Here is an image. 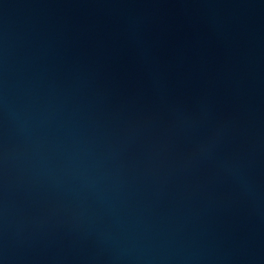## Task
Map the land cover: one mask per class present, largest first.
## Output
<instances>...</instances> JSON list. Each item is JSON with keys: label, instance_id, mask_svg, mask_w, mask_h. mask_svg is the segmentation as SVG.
Here are the masks:
<instances>
[{"label": "water", "instance_id": "1", "mask_svg": "<svg viewBox=\"0 0 264 264\" xmlns=\"http://www.w3.org/2000/svg\"><path fill=\"white\" fill-rule=\"evenodd\" d=\"M0 264H264V0H0Z\"/></svg>", "mask_w": 264, "mask_h": 264}]
</instances>
